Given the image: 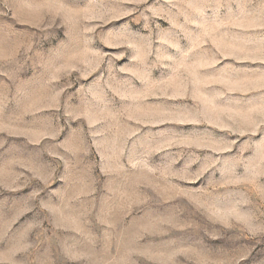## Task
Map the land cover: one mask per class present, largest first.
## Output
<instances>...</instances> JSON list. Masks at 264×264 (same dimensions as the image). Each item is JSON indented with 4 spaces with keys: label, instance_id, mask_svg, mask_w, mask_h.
I'll use <instances>...</instances> for the list:
<instances>
[{
    "label": "rangeland",
    "instance_id": "374dc122",
    "mask_svg": "<svg viewBox=\"0 0 264 264\" xmlns=\"http://www.w3.org/2000/svg\"><path fill=\"white\" fill-rule=\"evenodd\" d=\"M0 264H264V0H0Z\"/></svg>",
    "mask_w": 264,
    "mask_h": 264
},
{
    "label": "snow or ice",
    "instance_id": "6c2138e0",
    "mask_svg": "<svg viewBox=\"0 0 264 264\" xmlns=\"http://www.w3.org/2000/svg\"><path fill=\"white\" fill-rule=\"evenodd\" d=\"M241 65H238V67H240ZM240 98H244V97H240ZM222 103L224 102V101H221Z\"/></svg>",
    "mask_w": 264,
    "mask_h": 264
}]
</instances>
